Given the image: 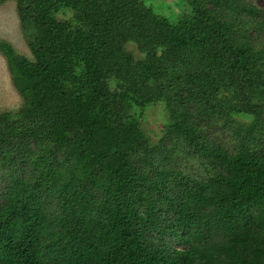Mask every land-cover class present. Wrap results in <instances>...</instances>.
<instances>
[{
	"label": "trees",
	"instance_id": "16d2710c",
	"mask_svg": "<svg viewBox=\"0 0 264 264\" xmlns=\"http://www.w3.org/2000/svg\"><path fill=\"white\" fill-rule=\"evenodd\" d=\"M14 1L0 264H264V6Z\"/></svg>",
	"mask_w": 264,
	"mask_h": 264
},
{
	"label": "rangeland",
	"instance_id": "374dc122",
	"mask_svg": "<svg viewBox=\"0 0 264 264\" xmlns=\"http://www.w3.org/2000/svg\"><path fill=\"white\" fill-rule=\"evenodd\" d=\"M254 1L258 7L262 8L264 6V0ZM146 3L151 6L156 13L170 19H174L180 13L183 5L181 0H146ZM0 39L13 44L20 53L29 57L32 56L21 27L14 0L7 1L0 5ZM131 49L137 54L135 46H131ZM22 103L23 98L14 87L7 62L0 53V111L15 112L20 108ZM165 118L166 114L163 112V107H156L153 112H149L142 122L146 133L155 137V134L161 132L162 123Z\"/></svg>",
	"mask_w": 264,
	"mask_h": 264
}]
</instances>
